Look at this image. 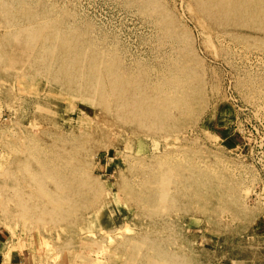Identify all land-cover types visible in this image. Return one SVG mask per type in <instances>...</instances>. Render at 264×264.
Segmentation results:
<instances>
[{
	"label": "rangeland",
	"instance_id": "374dc122",
	"mask_svg": "<svg viewBox=\"0 0 264 264\" xmlns=\"http://www.w3.org/2000/svg\"><path fill=\"white\" fill-rule=\"evenodd\" d=\"M2 249L264 264V0H0Z\"/></svg>",
	"mask_w": 264,
	"mask_h": 264
},
{
	"label": "crops",
	"instance_id": "0c3cea01",
	"mask_svg": "<svg viewBox=\"0 0 264 264\" xmlns=\"http://www.w3.org/2000/svg\"><path fill=\"white\" fill-rule=\"evenodd\" d=\"M20 251L13 253L8 249L0 250V264H23Z\"/></svg>",
	"mask_w": 264,
	"mask_h": 264
}]
</instances>
